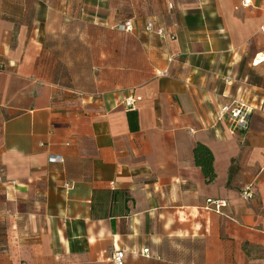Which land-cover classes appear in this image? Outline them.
<instances>
[{"label":"crops","instance_id":"1","mask_svg":"<svg viewBox=\"0 0 264 264\" xmlns=\"http://www.w3.org/2000/svg\"><path fill=\"white\" fill-rule=\"evenodd\" d=\"M37 1L43 17L0 0L9 262L112 264L117 249L126 264H264V0ZM129 21L133 32L117 29ZM67 38L90 72L84 89L46 78L49 40ZM237 101L252 114L233 135L220 112Z\"/></svg>","mask_w":264,"mask_h":264},{"label":"rangeland","instance_id":"2","mask_svg":"<svg viewBox=\"0 0 264 264\" xmlns=\"http://www.w3.org/2000/svg\"><path fill=\"white\" fill-rule=\"evenodd\" d=\"M18 3L23 4L22 0H17ZM26 13L30 16H40L43 17L45 8H37L33 6L35 4H39L37 0H26ZM30 6L29 8L28 5ZM18 12V10H17ZM71 45L76 46V44H71L69 38L66 40H49V46L51 47L50 53L45 57V74L47 79L53 80L56 77V81L62 82L64 86L71 87L72 84L78 88H85L87 82L90 80V72L86 70L85 64L82 62V56H79L78 50L72 51ZM80 59L81 62L77 61ZM84 59V58H83ZM74 87V88H75ZM0 264H13V262H9L7 257L5 256V252L7 251L6 239L7 233L3 230H0ZM3 243V244H2ZM44 264H54L51 259L45 258ZM18 264H24L19 262ZM67 264H71L67 262Z\"/></svg>","mask_w":264,"mask_h":264},{"label":"built area","instance_id":"3","mask_svg":"<svg viewBox=\"0 0 264 264\" xmlns=\"http://www.w3.org/2000/svg\"><path fill=\"white\" fill-rule=\"evenodd\" d=\"M245 4H250V0H245ZM133 24L129 21L123 23L117 27L119 31L122 32H133ZM153 25L150 23L147 26L149 31H152ZM162 33V32H161ZM142 101L141 97L132 95L128 97L125 101L126 108L131 110H137V104ZM252 114V108L243 102H234L230 105L222 107L220 112V118H228L232 122L231 133L234 135L237 131H247L250 124V116ZM52 163L63 162V159L51 158ZM241 197L245 201H251L255 198V190L253 186H248L241 192ZM207 210L215 211L216 213H221L223 209L228 207V202L222 199H208L206 202ZM144 256H149V250L143 252ZM112 264H126V254L122 250H117L114 252L111 258Z\"/></svg>","mask_w":264,"mask_h":264},{"label":"trees","instance_id":"4","mask_svg":"<svg viewBox=\"0 0 264 264\" xmlns=\"http://www.w3.org/2000/svg\"><path fill=\"white\" fill-rule=\"evenodd\" d=\"M129 119L132 123L135 113H130ZM194 159L197 167L201 168L208 184L213 183L217 175L214 169V156L209 147L199 144L194 150ZM1 237V236H0ZM2 238V237H1ZM1 244V243H0ZM3 244V243H2Z\"/></svg>","mask_w":264,"mask_h":264}]
</instances>
